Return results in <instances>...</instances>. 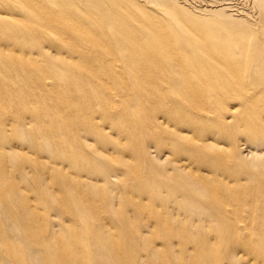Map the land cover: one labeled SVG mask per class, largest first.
Here are the masks:
<instances>
[{
    "label": "bare ground",
    "instance_id": "bare-ground-1",
    "mask_svg": "<svg viewBox=\"0 0 264 264\" xmlns=\"http://www.w3.org/2000/svg\"><path fill=\"white\" fill-rule=\"evenodd\" d=\"M150 1L176 30L149 41L152 34L143 25L139 51L126 53L119 37L106 46L76 19L77 12L72 17L65 10L69 0L0 5L5 38L0 45V264H264V103L259 104L264 95L258 104L240 101L229 109L226 100L201 104L197 91H212L198 75L213 74L214 67L200 71L186 54L195 31L209 39L197 46L199 53L214 49L226 57L230 49V58L239 59L238 50L255 29L221 10L215 12L217 23L209 10L202 17L184 12L186 19L178 21L176 1ZM98 2L87 0L84 11L91 12L89 5L100 8ZM201 3L226 11L247 4L250 11H262L264 24V0ZM10 10L18 12L14 21L3 16ZM16 25L18 36L8 40ZM257 32L250 47L253 59L264 62V26ZM34 33L49 42L47 58L65 54L51 62L55 73L62 75L64 65L79 67L92 92L79 96L67 86L72 100L57 131L44 130L55 124L51 118L39 125L45 116L35 106L36 93L29 92L25 101L10 96L18 84L10 70L23 77L29 73L26 80L40 94L60 88L35 63L46 52L34 51L29 36ZM14 41L23 50L14 49ZM176 49L180 59L167 63L178 97L168 101L171 109L167 102H154L164 81L154 75V66L131 62ZM77 57L83 61L73 62ZM182 63L187 66L180 70ZM34 76L43 81L31 82ZM228 77L240 82L236 72L228 71ZM220 89L214 92L217 100L230 92ZM55 100L58 105L59 96ZM200 115L202 123L194 119ZM38 136L44 143H36ZM70 143L74 146H65Z\"/></svg>",
    "mask_w": 264,
    "mask_h": 264
},
{
    "label": "rangeland",
    "instance_id": "rangeland-1",
    "mask_svg": "<svg viewBox=\"0 0 264 264\" xmlns=\"http://www.w3.org/2000/svg\"><path fill=\"white\" fill-rule=\"evenodd\" d=\"M66 0H53V2L60 3L65 2ZM87 0H69V3L65 5V10L74 17L76 15V12L79 14L77 15V18L81 24H83L88 31L92 34L97 35L100 38V41L103 42L106 46H112L115 44L113 42V39L116 37H119L121 39V43H119L120 49H122L123 53L129 52L131 50H137L139 51V44L141 42V38L139 37L138 31L140 30V27L145 25L148 29V31L152 34V38L149 41L155 40V38H161L164 35H171V29L175 31V26L173 25L172 20L170 17L166 16V13L163 12L161 8H159L158 4L154 3L150 0H109L110 2H113L114 5H111L107 0H96L100 3V8L94 9L96 6H91V12L84 11L87 7ZM177 2L175 6V14L177 16L178 21H184L186 19L185 14H189L191 16H206L210 13L203 10H209L213 13H211V17L209 19H212L214 23L218 22V16L215 12L218 10H221L224 15L227 16V14L233 16L229 19L232 21H240L244 25V27H251L254 28V34L249 37L246 42L241 45L240 49L238 50V53H240V58L232 59L230 58V49H226V57H223L220 53L218 54L214 49H212L209 52H203L199 53L197 49H199L197 46L200 45V43L203 42L204 39L209 40L207 38V35L203 34H197V32H193L195 38V41H198L195 43L192 42L191 44H187L186 54H190L192 57V63L194 64V67L199 68L200 71L204 68L209 67H216L221 65L219 68L214 69V73H204V75L200 76L198 75L200 83L206 84L207 86L210 85L209 89L212 91L207 94H202L199 91H197V98L201 101V104L208 106H212L213 104L218 105L220 102H223L228 109L230 106H236L240 103V101L244 102L246 105L252 104V100L255 99L256 104H258L259 96L264 95V62L259 61V59H253V51H251L250 42L252 39H255L259 37L258 32L261 30V27L264 26V24L261 22L262 18V11L259 12V10L250 11V6L247 4H242L238 8V14L237 11L234 9L231 11H226L224 8L218 7V8H205L204 3H201V0H174ZM12 7L13 0H0L1 4ZM83 6V7H82ZM226 7V6H222ZM228 8V7H227ZM1 9V6H0ZM99 14H102L101 16H98ZM17 11H11L10 12H4L3 16L8 17L10 21L16 20L19 16L17 15ZM231 13V14H230ZM1 15V14H0ZM244 16L248 17L249 23L245 20ZM58 18V17H57ZM75 18V17H74ZM28 26L33 27L35 30L39 32V26L33 21L32 19H25ZM146 20V21H145ZM94 23L96 25L94 26ZM168 25H172L171 28L168 27ZM2 25L0 24V31L2 30ZM17 25L14 26V29L11 31L13 36L9 37L8 40H14V37L18 36L17 32ZM6 32V30H3ZM192 31V30H190ZM138 33V34H137ZM38 33H34V35L30 34L31 38H34L33 44H34V51L37 52H46L44 56L46 57L47 54H50L51 51L48 49H51V46L49 45V42L41 38ZM14 38V39H13ZM5 38L0 37V45L4 44ZM7 40V41H8ZM7 43V42H6ZM12 45L16 44L14 49L23 50V44L19 43L18 41H14L11 43ZM21 44V45H19ZM17 50V51H18ZM260 51H264V42L261 46ZM16 53L14 50L13 53ZM17 54V53H16ZM20 54V53H19ZM23 54H20L22 56ZM30 56V55H29ZM31 56H37L35 53H32ZM54 56V55H53ZM59 56H65V54L55 56L53 59L51 58H45V57H38L37 56V62L36 65H39L40 68L43 69L44 76L47 78L46 80L49 83L58 84L60 88L57 89H51V92L54 90L56 93H39L37 89L30 84L29 80H26V78L29 77V73L25 77H23L22 72H13V70L8 71L9 75L12 79L16 77L17 84V91H13L10 93L11 97L17 96L18 99L21 100H28L29 99V92L36 93V99L39 101V104H36L35 106L39 105L43 111H44V118L43 123H41L40 120H37L40 124H44V126L48 125L46 124L48 118L53 119L55 122L54 125L48 127L47 129H44L45 131H57L58 126L60 125V122L62 120V114L69 103L70 100V94L67 90V86H71L77 94L80 95H88L91 94L89 90V84L83 82V74L82 71L77 68L76 66H73L72 64H69L66 68V71L62 73V75H58L55 73V69L51 62L56 60ZM180 51L179 49H176L170 54H151L150 56H146L145 58H142L139 61L131 62L132 65H140V63L145 62V64H148L152 67L154 70V75H158L160 80V85L163 87L161 88V92L157 93V97L154 98V102L157 103V101L161 102H167L169 100H175L178 99V97H174V86L172 84L174 74L170 71L171 67H168L167 63L172 62L175 59H180ZM73 62L81 63L83 61L82 57H77L72 59ZM183 64V63H182ZM130 65V64H129ZM184 66H178L180 70L186 69V64H183ZM124 69H126V66H123ZM205 71V69L203 70ZM228 71L236 72L237 77L240 79V82L237 83V81H234V78L231 77L229 79L228 77ZM226 79L228 82H226ZM6 81L10 82L11 80L8 78H5ZM22 80V81H21ZM43 81V78L34 76L32 77V81ZM42 83V82H41ZM228 83V84H227ZM40 88H42V84ZM240 85L246 89V92L243 94L240 93ZM220 87L225 88V90H228L230 92L225 93L224 95L218 97L220 98L217 100L214 98V92L217 90H221ZM42 90V89H41ZM45 90V87H44ZM179 90V89H178ZM177 90V91H178ZM134 91V90H133ZM18 93L21 94L18 96ZM100 93H102L100 91ZM56 96H59L58 105H56ZM144 96V95H143ZM224 99V100H223ZM61 100V102H60ZM215 102V103H214ZM264 103V100L260 102L259 104L262 105ZM174 105V104H173ZM173 105H170L168 103V107H173ZM165 106V105H164ZM237 107V106H236ZM213 112L215 109H212ZM196 114V113H195ZM33 118L36 119L35 114L32 115ZM202 115L196 116L194 119H197L196 121L199 123H202ZM202 121V122H201ZM72 125V121H71ZM204 125V124H203ZM39 139L36 141V143L43 142V137L38 136ZM40 140V142H39ZM44 143V142H43ZM70 145L73 144H67L66 147H70ZM74 146V145H73ZM41 160L45 158H40ZM30 175L34 172H31L30 170H27ZM5 264H10L6 262Z\"/></svg>",
    "mask_w": 264,
    "mask_h": 264
}]
</instances>
